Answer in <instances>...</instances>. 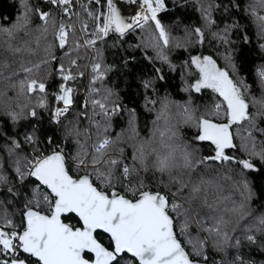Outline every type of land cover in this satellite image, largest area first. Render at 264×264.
<instances>
[{
    "label": "snow or ice",
    "instance_id": "1",
    "mask_svg": "<svg viewBox=\"0 0 264 264\" xmlns=\"http://www.w3.org/2000/svg\"><path fill=\"white\" fill-rule=\"evenodd\" d=\"M247 25L264 52V0H16L0 18V264H256L242 249L264 251L249 180L264 170V64L257 92L236 62ZM110 46L152 66L150 127L109 82ZM172 73L182 101L160 91Z\"/></svg>",
    "mask_w": 264,
    "mask_h": 264
},
{
    "label": "trees",
    "instance_id": "2",
    "mask_svg": "<svg viewBox=\"0 0 264 264\" xmlns=\"http://www.w3.org/2000/svg\"><path fill=\"white\" fill-rule=\"evenodd\" d=\"M182 17L185 23L196 25L199 23L198 16L195 12L190 9L181 10ZM16 13V0H0V18L7 17L9 19L13 18ZM180 15V13H178ZM175 19L174 16L165 15L164 20L166 23H171ZM242 25H246V21H241ZM248 35L251 37L252 42L249 44H244L243 41L237 40L236 42V62L237 66L240 68L241 74L247 78V81L253 85L254 91H259L256 84L253 83L254 69L259 64H264V52L259 49L254 35V29L251 25H247ZM129 44L136 40V36H129ZM109 45L112 44V40L108 41ZM103 47V46H102ZM134 55L136 59L125 68L122 65V59L126 58L127 55ZM103 55L107 64L114 66L115 71L110 73L109 82L117 88L120 92L121 98L125 104L129 107H134L138 113V125L141 129L144 128L145 122L148 123L150 127V121L154 118V114H149L143 109L141 89L138 87L140 83V78L151 74L152 66L147 60L143 58L139 51H134L132 48L128 49L125 53L123 48L108 47L103 50ZM149 55H152L149 51ZM174 62L180 63L186 58V55L182 51H173L171 53ZM223 63V62H221ZM181 82L177 77L176 73H172L167 81L161 82L160 91L167 92L175 100L182 101L185 99V95L181 91ZM11 95V93H9ZM210 96L215 97V94L210 90H206L203 94H199L196 98L197 103H210L208 99ZM115 131L119 132L122 128L126 127L124 119L118 118L114 122ZM45 136L55 135L57 138L61 135V129L55 125H49L47 123V114H45V123L43 127ZM142 135L145 134L143 131ZM206 147V146H205ZM249 180L251 181L254 199L252 201V207L257 211H264V170L257 173H252L249 175ZM227 194V192H225ZM19 207V206H17ZM72 223H78L77 219L73 217ZM235 252V250H232ZM247 257H250L256 262V264H264V251L256 246H246L242 249ZM213 253L210 252V256ZM221 257L216 256L215 259L219 260Z\"/></svg>",
    "mask_w": 264,
    "mask_h": 264
},
{
    "label": "rangeland",
    "instance_id": "3",
    "mask_svg": "<svg viewBox=\"0 0 264 264\" xmlns=\"http://www.w3.org/2000/svg\"><path fill=\"white\" fill-rule=\"evenodd\" d=\"M211 91V90H210Z\"/></svg>",
    "mask_w": 264,
    "mask_h": 264
}]
</instances>
